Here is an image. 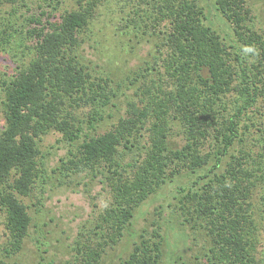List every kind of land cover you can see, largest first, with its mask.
I'll return each instance as SVG.
<instances>
[{
  "label": "trees",
  "instance_id": "16d2710c",
  "mask_svg": "<svg viewBox=\"0 0 264 264\" xmlns=\"http://www.w3.org/2000/svg\"><path fill=\"white\" fill-rule=\"evenodd\" d=\"M18 1L0 0V6ZM42 1L53 11L60 3ZM103 1L76 0L77 7L64 9L53 20L51 12L41 11L45 21L28 17L21 31L0 27V53L16 57V51L28 50L27 59L2 81L0 101V199L13 251L20 249L31 222L18 195L27 196L41 185L47 171L39 142L57 131L77 145L61 160V169L102 174L108 190V204L96 223L100 239L84 246L78 264H101L105 247L122 238L136 209L182 170L195 178L176 191L174 207L184 222L206 231L207 264H256L259 244L249 216L255 183L245 181L254 176L255 167L246 166L250 158L231 154L217 171L240 141L239 121L264 99V37L247 24L252 18L247 0L213 1L230 23L233 39L204 23L197 0H125L124 34L142 29L156 39L151 58L137 68L143 78L134 90L138 102L128 101L125 116L108 130L83 135L86 119L74 108L90 107L87 122L92 128L99 110L116 96L114 79L94 76L80 54ZM30 23L35 25L30 28ZM176 123L185 141L172 148L167 133ZM139 237L117 264H161L160 234Z\"/></svg>",
  "mask_w": 264,
  "mask_h": 264
},
{
  "label": "rangeland",
  "instance_id": "374dc122",
  "mask_svg": "<svg viewBox=\"0 0 264 264\" xmlns=\"http://www.w3.org/2000/svg\"><path fill=\"white\" fill-rule=\"evenodd\" d=\"M59 1L54 11L45 6L42 0H20L13 5H1L0 27L7 25L10 31H21L25 29L23 24L28 17L36 16L45 21L41 11L46 14L51 12L53 20L64 9L77 7L76 0ZM213 1L197 0L206 16L204 23L222 37L233 39L230 23L215 9ZM55 3L53 1L52 5ZM247 3L252 14L247 24L264 37V0H247ZM124 5L125 0H104L96 9L90 32L85 34L88 36L80 49L82 61L94 76L109 74L114 79L112 86L116 93L110 104L99 110L100 116L92 122V128L88 127L87 122L90 107L74 108L80 118L86 119V122H82L83 135L100 134L108 130L119 117L125 116L127 102L137 101L134 90L143 80L137 68L143 65L144 60L151 58L153 40H156L154 37L143 34L142 29L137 33L124 34V19L128 18L124 14L126 12H121ZM144 21L148 22L147 19ZM34 25L30 23L28 27ZM128 25L132 26V23ZM24 42L28 45V41ZM26 50L16 51V57L0 53V101L2 81L10 78L16 66L27 59ZM218 119L221 121V117ZM219 121L217 125L223 129ZM2 125L0 105V130ZM239 131L240 141L234 143L217 171L224 169L231 154L244 160L250 158L246 166L249 165V170L255 167L254 176L245 181L255 183L249 195V216L254 218V236H257L259 244V252L255 254L256 264H264V99H259L239 121ZM184 141L176 123L167 133L168 145L172 148L180 147ZM76 146V143L68 142L57 131L44 135L39 142L47 172L42 175L41 185L32 193L27 196L18 195L31 217L19 250L12 249L13 239L7 228L5 208L0 199V260L7 264H78L84 246H94L98 242L100 237L96 223L100 220L99 214L108 204V190L102 174L92 177L86 172L74 174L70 172L71 169H61V160H66L70 151L75 152ZM200 148L202 151L207 150L205 146ZM206 168L202 171L205 172ZM194 178L195 175L182 170L172 182L161 185L154 195L136 209L122 238L113 246L105 247L101 254V264H117L121 258L127 257L132 242L138 240L140 234L149 236L153 232L160 234L161 264H207L206 254L210 241L206 231L200 227L192 228L183 221L174 207L177 202L176 191L180 186L189 185Z\"/></svg>",
  "mask_w": 264,
  "mask_h": 264
}]
</instances>
